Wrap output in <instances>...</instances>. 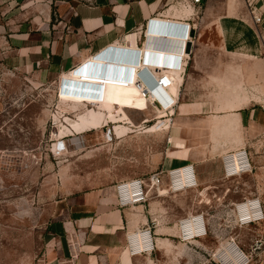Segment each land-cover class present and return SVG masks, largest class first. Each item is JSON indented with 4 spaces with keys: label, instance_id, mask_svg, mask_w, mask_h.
<instances>
[{
    "label": "crops",
    "instance_id": "obj_1",
    "mask_svg": "<svg viewBox=\"0 0 264 264\" xmlns=\"http://www.w3.org/2000/svg\"><path fill=\"white\" fill-rule=\"evenodd\" d=\"M255 1L263 14L259 27L248 12L247 0H0V69L4 73L25 71L39 79L68 73L64 78L80 82L79 91L86 95L94 89L85 84L99 86L95 90L103 100L98 104L110 107L107 118L116 119L110 136L120 139L129 133L117 124L122 116L127 118L125 108L149 110L150 101L137 86L142 80L135 75L141 69L155 75L157 65L147 63L153 59L159 64L167 59V66L179 61V68H165L178 77L168 94L171 101L177 100L174 112L168 114L166 109L168 116H158V124L142 128L141 133L172 132L186 144L193 142L186 132L198 127L207 135L205 144L210 145L206 149L219 157L222 170L225 154L241 148L248 134L251 138L264 131V115L259 112L264 106V0ZM151 22L168 24L171 41L156 38L150 31ZM188 25L193 39L188 41L191 51L184 55L176 51L181 40L177 35ZM111 48L129 51L128 63L137 60L136 65H128L134 72L131 84L123 83L129 81L125 79L90 78L88 73L96 72L95 64L103 63L99 56ZM149 72L145 71L148 77ZM133 83L137 88L131 91ZM112 91L133 92L134 102L124 103L121 97L108 105L103 95ZM91 122L85 120L82 127L103 128L105 118ZM176 149L165 152L162 169L167 155L175 153L183 161L181 166H195L198 178L200 158L184 148ZM259 162L263 164L256 166L254 176L257 187H264V156ZM69 194L54 206L57 214L45 235L38 264H154L158 261L154 253L167 250L173 239L182 246L188 244L178 238L182 216H176L170 227L166 210L159 211L162 203L158 198L162 197L121 208L115 184L71 189ZM148 227L154 249L133 253L128 236ZM193 240L190 242H200Z\"/></svg>",
    "mask_w": 264,
    "mask_h": 264
},
{
    "label": "rangeland",
    "instance_id": "obj_2",
    "mask_svg": "<svg viewBox=\"0 0 264 264\" xmlns=\"http://www.w3.org/2000/svg\"><path fill=\"white\" fill-rule=\"evenodd\" d=\"M68 75L39 79L25 71L4 73L0 69V264L39 263L45 235L51 231L50 224L57 214L54 206L63 196L71 195V189L145 177L162 169L165 152L176 148L200 158V187L158 198L162 203L159 211L166 210L170 227L176 216L204 213L208 235L184 246L173 239L167 250L154 253L153 258L158 260L154 264H211L216 249L230 237H236L248 255L253 254L252 245L264 234V226L236 227L231 221L230 205L244 196H264V187H257L254 176L258 170L224 179L219 157L207 151L210 143L205 144L207 135H202L198 127L186 132L187 139L193 141L186 144L172 132L141 133L145 131L142 128L156 126V118L164 115L151 102L144 112L125 108L127 118L122 116L117 124L129 133L120 139L110 136L111 141L105 137L116 126V119L107 118L111 108L98 104L103 99H99L97 90L86 95L79 87L69 85L64 78ZM111 93L103 95L108 105L124 96L122 92ZM259 112L264 115V106ZM100 117L105 118L103 128L82 127L85 120L93 124L91 121ZM169 124L173 125L172 120ZM241 148L248 150L255 166L263 164L259 161L264 156V131L251 138L248 134ZM182 163L178 154H169L163 168ZM194 251L200 252H196L198 256ZM250 259L249 264H264V250Z\"/></svg>",
    "mask_w": 264,
    "mask_h": 264
},
{
    "label": "built area",
    "instance_id": "obj_3",
    "mask_svg": "<svg viewBox=\"0 0 264 264\" xmlns=\"http://www.w3.org/2000/svg\"><path fill=\"white\" fill-rule=\"evenodd\" d=\"M200 3L201 0H193ZM248 12L253 22L259 27L263 23V14L260 13L255 0H247ZM162 23V22H151ZM150 23V24H151ZM179 34V33H178ZM176 36V35H175ZM181 40L179 48L176 51L187 55L188 41L193 39L191 35V25L185 26L182 35H177ZM264 56V44H263ZM151 60V59H150ZM179 60V58H178ZM167 59H163V62ZM158 60H151L150 64H156ZM162 62V63H163ZM175 62V61H174ZM166 68H179V61L168 65ZM169 70H159V83L165 89L170 86L174 80ZM145 74V71L141 74ZM150 76V74H149ZM121 78V77H120ZM122 78L128 79L127 76ZM156 84L158 76L153 75L150 78ZM155 79H157L155 81ZM157 106L162 107L163 104L158 99L154 100ZM164 102L175 108L177 102H173L165 95ZM256 166L253 158L246 148H240L236 151L225 154L222 158V176L224 179H235L254 173ZM200 187L197 179L196 168L193 164H187L168 170H157L145 177H135L119 181L115 184V193L117 204L121 208L132 207L139 204H145L151 197H163L170 193H179ZM155 195H151V193ZM231 221L232 224L239 228L252 227L254 225L264 226V196L261 194H253L244 196L241 200L232 202ZM178 238L183 243H189L193 239H204L208 235V223L204 213H189L178 220ZM128 245L134 253L141 249L152 251L154 242L152 238L151 228L148 227L141 232H136L128 236ZM264 250V234L260 235L257 241L252 245V253L257 254ZM197 253H200L199 251ZM253 254H247L241 247L236 237H230L220 244L219 248L214 252V261L211 264H249ZM201 258V254H200Z\"/></svg>",
    "mask_w": 264,
    "mask_h": 264
},
{
    "label": "bare ground",
    "instance_id": "obj_4",
    "mask_svg": "<svg viewBox=\"0 0 264 264\" xmlns=\"http://www.w3.org/2000/svg\"><path fill=\"white\" fill-rule=\"evenodd\" d=\"M150 31L152 32H155L154 31V26L153 25H151V28H150ZM152 32V33H153ZM101 59V58H100ZM128 58H127V56L126 57H124V60L126 61ZM95 61V60H94ZM97 61V60H96ZM95 61V62H96ZM127 62V61H126ZM97 63V62H96ZM99 64H95V71L96 72H98V71H102V70H104L103 72H105V70H106V68L105 67H103V65H106V64H104V63H102V62H98ZM128 63V62H127ZM137 64V60H136V62L135 63H128V65H136ZM97 65V66H96ZM93 66V65H92ZM164 66H166V67H168L164 62L163 63H161V66H155V68H154V70H155V75H153V74H151L147 69H144V71H146V72H149L150 73V76L148 77V75L145 73H143V74H141L142 73V69L141 70H139V74L138 75H135V76H137L139 79H141L142 80V82L141 83H139L137 86L139 87V88H141V90L142 91H144V94H145V98H147L150 102H151V104L152 105H154V106H157V104L154 102V100H156V99H158L160 102H162V104H163V106L162 107H157L158 108V110H160L161 112H163L164 113V115L165 116H168V114H166V109H169L170 111L172 110L173 112H174V107H173V105H171V106H169V105H167V103H165L164 102V99H165V95L167 96V97H169V95H170V93L172 94V92H171V90L173 89V87L175 86V84H176V82H177V76L176 75H173V80H174V82L170 85V86H168V87H166L165 89H163L161 86H160V83H159V80H160V77H159V70L160 69H163L162 67H164ZM122 69V68H121ZM92 70V69H91ZM112 70V69H111ZM123 71H126V72H128L127 74H125V73H123V74H120V75H123V76H127V78L128 79H125V78H122L123 76H119V78H116V80H121L122 81V79H125V80H129V81H127V82H123V83H126V84H131L132 82H133V69H132V67L131 68H129V69H124ZM169 71H171V70H169ZM168 71V72H169ZM121 72H122V70H121ZM169 73H171V72H169ZM77 75L78 74H81V73H76ZM88 74H91V75H89L90 76V78H94V79H96V80H98V78H96V77H100V76H97L98 75V73L97 74H95V72H93V73H91V72H89ZM152 75L155 77V78H157V76H158V83L156 84L153 80H151L150 78L152 77ZM121 77V78H120ZM100 79V78H99ZM107 79H109V78H107ZM111 79H115V78H111ZM101 80V79H100ZM149 80V81H148ZM157 79H155V81H156ZM137 86H136V83H133L132 84V86H130V90L131 91H133V90H135L136 88H137ZM129 89V88H128ZM145 89H147V90H145ZM170 92V93H169ZM169 94V95H168ZM175 95H177V92H175L174 93ZM174 95V96H175ZM135 96H136V94H134L133 92H131V93H129V94H126V95H124L123 97H122V101L124 102V103H131V102H134V98H135ZM177 102V100H175V103ZM173 112H171V114L173 113ZM156 130V129H155ZM105 137H110V132H109V135H106ZM110 139H111V141H112V138L110 137ZM191 241H194V240H191Z\"/></svg>",
    "mask_w": 264,
    "mask_h": 264
},
{
    "label": "water",
    "instance_id": "obj_5",
    "mask_svg": "<svg viewBox=\"0 0 264 264\" xmlns=\"http://www.w3.org/2000/svg\"><path fill=\"white\" fill-rule=\"evenodd\" d=\"M151 25L154 26L155 32H153V31L152 32L156 35V38L165 39V40L169 39L171 41L170 38L173 34H171L172 29L170 26H168V24L151 23L150 26ZM150 26H149V28H150ZM167 46H170V44L168 43ZM186 51H187V53H189L191 51V43L190 42H188V44H187ZM129 54H130L129 51L122 50L119 48H111V49L107 50L102 57L99 56L101 58V60L103 61V63L106 64V65H103V67H105L106 70H105V72H103L104 70L95 72V74L98 73L97 76H100V79L102 81H105L106 78H110V79L111 78H119V75L123 74V73L127 74L128 72L123 71L124 69L129 68L128 63L124 60V57L128 56ZM121 70H122V72H121ZM68 83H69V85H71V84L75 85V87H77V88L81 87V85H82L78 81H76V82H69L68 81ZM84 86L93 88L94 90L99 87V86L88 85V84H85Z\"/></svg>",
    "mask_w": 264,
    "mask_h": 264
},
{
    "label": "clouds",
    "instance_id": "obj_6",
    "mask_svg": "<svg viewBox=\"0 0 264 264\" xmlns=\"http://www.w3.org/2000/svg\"><path fill=\"white\" fill-rule=\"evenodd\" d=\"M155 65H157V66H161V64H159V63H156ZM163 68V70L166 68V66H164V67H162Z\"/></svg>",
    "mask_w": 264,
    "mask_h": 264
}]
</instances>
